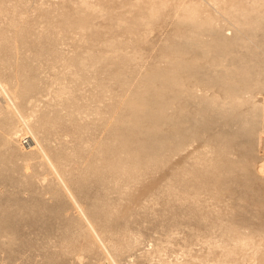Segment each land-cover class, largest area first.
Returning a JSON list of instances; mask_svg holds the SVG:
<instances>
[{
	"label": "bare ground",
	"instance_id": "obj_1",
	"mask_svg": "<svg viewBox=\"0 0 264 264\" xmlns=\"http://www.w3.org/2000/svg\"><path fill=\"white\" fill-rule=\"evenodd\" d=\"M113 3L131 12V21L122 18L124 24L118 17L121 21L112 23L133 40L99 39L93 24L102 8L96 0H76L72 15L61 5L55 15L40 12L36 17L29 0H0V143L17 145L22 134L30 137L27 152L38 155L35 163L41 169L36 167L45 172L39 184L46 182L44 194L52 199L47 205L39 198L42 194L25 199L0 193V247L15 253L25 244L20 229L31 226L47 235L59 233L58 256H70L71 264H119L120 249L137 248L142 227L152 222L160 226L159 235L150 238L153 247L135 253L151 264L153 257L161 258L165 243L176 240L173 231L184 219L204 230L190 226L198 229L192 233L196 240L202 238L210 251H218L215 264H239L240 258L245 264L248 255L251 259L258 254L256 261L264 264V194L255 188L264 172V161L256 164L255 156L256 143L264 138L257 133L264 110L254 96L264 90V0ZM213 5L222 18L227 16L233 34H225L217 16L211 15L206 6ZM109 12L106 21L114 14ZM167 20L174 25V37L169 33L171 42L162 38L166 42L158 46L161 65L143 60L132 73V60L120 53L121 47L131 41L134 47L147 44L148 35L144 41L140 34L145 31H140L153 33L151 28L157 30ZM66 45L72 52H66ZM99 68L107 70L110 85L127 79L129 68L130 75L136 73L143 81L132 85L143 84L145 90L129 85L133 93L127 88L126 95L122 87L130 99L119 104L121 111L119 99L114 100L117 106L111 101L118 95H109L110 85L103 81L105 74L98 75ZM7 71L10 78L5 80ZM85 83L91 88L87 97ZM83 98L86 106L80 102ZM104 104L105 112L97 109ZM27 107L29 114L23 112ZM83 117L91 122L83 123ZM62 123L74 125L80 142L74 153L65 154L73 166L63 170L49 155L53 145L48 135L35 134ZM17 169L20 178L32 177L13 164L8 174L0 169V178L20 182L12 178ZM211 233L220 238L211 241ZM206 234L210 239H204ZM64 256L57 264H68ZM48 264L55 263L50 258Z\"/></svg>",
	"mask_w": 264,
	"mask_h": 264
},
{
	"label": "rangeland",
	"instance_id": "obj_2",
	"mask_svg": "<svg viewBox=\"0 0 264 264\" xmlns=\"http://www.w3.org/2000/svg\"><path fill=\"white\" fill-rule=\"evenodd\" d=\"M75 1L76 0H29V3L31 4V6L34 9L33 16L36 17V15H39L40 12H48V13L49 12L50 13L52 12V14H54L56 12V14H57L58 11H56V8L58 9L59 6H60V8H62V6H63L65 8V10H67L65 12H68V13H70L72 15V13H73V10L72 9H73V7L75 5ZM96 1L98 3L99 2L101 3L100 6L102 8V14H100L101 16L100 15L97 16L94 19V24H93L94 25V28H97V31H99V33H97V31L95 32V33H97L99 39L102 41L103 39L106 40L107 38L110 39L111 37H113L114 39L121 40V41H124L122 39H125L126 38L125 41L127 40V42L129 40H133V38H134L133 36H128L127 34H125V36H124V33L122 31L123 30V27H118V26H115V24H114L115 23V20H120V19L123 20V19H125V21H128L129 20V17L131 18V16H132L131 12L130 13L129 12H126V10H124V9H123L124 10V12H123V10H122L123 6L122 5L120 6L117 3L114 4L113 3L114 0H96ZM120 1H123V0H120ZM124 1H126V0H124ZM109 2H111L112 4L109 3ZM110 6L112 8L113 7L114 8L111 9ZM213 6H215V5H213ZM206 7H208V10L211 13V15H213V16L216 15L217 16L218 19L217 18L216 19L219 20L221 26H223L224 31H225L224 33L225 34L228 33L229 35L233 34V29H231L232 26L230 24V21H226V20H229V19L224 18V16H225L224 14H223V18H222V16H221L222 13L221 14L218 13V8H216L217 6H215L214 8L212 7L215 10L209 9V8H211V6H206ZM70 10H72V12H70ZM107 10H108V12L110 10H112L109 13L114 12V14L112 13L113 16L111 15V17H108L109 20L106 21L105 19L107 17L106 16L104 17V14L107 12ZM211 10L213 12H211ZM122 13H125L126 15L123 14V16L124 15L125 16L124 17H121L122 16ZM128 13L130 15L129 17H128ZM213 13H215V14H213ZM118 17H120V19ZM225 17H227V16H225ZM110 18H112V19H110ZM222 19H224V22L222 21ZM108 21L110 23L114 22V23H112L113 27H110L111 29H108L109 26H111V24H109ZM125 21L123 20L122 22L125 24ZM129 21H131V19ZM130 23L131 24H129V23L127 24V22H126V26L132 25V22H130ZM164 23H163L164 25L161 24L162 26H160V27L158 26L159 28L158 27L157 28L155 27L157 30H155V29L154 30H151L152 29L151 28L150 31H153V33L152 32H149L148 31L149 29H147V32H146V30H141L140 31V32L145 31V32H143V34H140V35H142L144 37V39H145L144 41H146V39H148V38L151 39V40L148 39V41H146V42H148L147 44H143V43H145V42H143V43H141V45L138 46V44H137V45H135L136 47H134L133 44H135V42L133 43L131 41L130 43H128V45L124 44L126 47L124 45H123L124 47L123 46L121 47L122 48V49H120L121 52L118 51V54L121 53L122 55H129L128 56V58L130 57V60L129 61H131V60L133 61L134 60L133 62L131 61V63H133V64H129V66L130 65H133L134 66V68L131 67V66L129 67V68H131L130 70L132 71V73H133V71L135 72L136 69H138L139 66L143 65V63H142L143 60L144 61L146 60L145 61L146 63L149 61V64L150 63H153V64L157 63V64L161 65L160 63H162L161 62L162 59L160 58L161 56H159L160 55L159 53L161 51V48L160 47L164 44V42H166L164 39L162 40V38H165L166 40H168L167 43H170L171 42V39L174 37L173 32L172 33L170 32L171 31V28L174 30V28H173L174 25H172V23H171L170 20H167ZM169 23H171V24L169 25ZM224 23H225V26H224ZM227 23L229 25H226ZM218 25H219V23H218ZM229 26H231V27H229ZM219 27H220V25H219ZM140 29H142V28H140ZM100 30H102L101 31L102 33L100 32ZM166 32H168V33H166ZM149 33L151 35H149ZM228 34H227V36H228ZM145 35L146 36L148 35L147 36L148 38ZM167 35L170 36V37H172V38H170V37L168 38ZM90 36H89V40H90ZM128 38H129V40H128ZM89 40H88V46H89V43H91ZM149 41L150 42L152 41V42L150 43ZM153 41H155V45H154ZM161 41H163V42H161ZM68 42H70V40H68ZM68 42H67V44H68ZM161 43H163V44H161ZM86 44H87V42H86ZM129 44H132L133 46H130ZM148 44H150V45L152 44L153 47L155 46L156 48L154 49V48H152V46H150ZM68 46H70L73 49V46H72L71 43ZM86 46L83 45L84 48L82 50H84ZM149 46H150V51L147 48ZM158 46H160L159 47L160 49L158 48ZM98 47L100 48V46H98ZM65 48H67L66 52H69V51L72 50V49H69V47H67V45H66ZM157 50L159 52L158 53L159 55L156 54V51ZM148 52H149V54H148ZM111 53L109 52V54H111ZM113 54H114V52H113ZM153 54H154V56H152ZM132 55L136 59H131V58H134V57H132ZM157 56H159V58L161 60L160 59L158 60ZM137 57L138 58L139 57H142L140 59V62L137 61V60H139ZM135 60L138 63H136ZM139 63H142V64L139 65ZM135 64L137 66L136 68H135ZM157 64H155V65H157ZM129 68L127 69V71L129 70ZM99 69H98L97 72H99L98 75L100 77H103L105 73L108 74V72H106L107 70L103 71L102 68H99ZM127 71H125V76H127L126 77L127 79H125V77H124L123 80L119 79L120 81H117V82L115 81L116 83L119 82L118 85L115 84L113 82V80H112V82L114 84H111L110 85L109 83L108 84L106 83L107 81L111 80L108 77L109 74H108V76H106L107 74H105V76H104V77H107L108 78V79L107 78H104V79H107V80H104L103 79V81L107 84L106 85L107 88H108V85H110L109 86L110 89L108 88V90L111 91V92H109L110 93L109 94L110 96H112L113 94L119 96V94H121V96H122L121 98L118 97V96H116L117 98H113V100L110 99L112 101V103L114 102V100L119 99L120 102L118 100L116 101L117 103L119 102L118 104L115 103V102L114 103H115V106L118 105L117 107H119V108H117V107L116 108L117 109H120L121 111H123L121 109L123 106L122 105H119V104H123V103H125L128 100L129 97H126V95L128 94L127 92H129V90H130L131 87L133 89H136V90L137 89L140 90L139 88L141 87L142 88L141 89L142 91L145 90V88H144L145 86L142 87L143 84L141 86H138L139 88H137V87L135 88V86L140 85V83L138 84L137 82L139 80L141 81V79L138 78L139 76H137V77L135 76V75H138L136 73H135L134 76L137 78V80L133 76V74L131 73V75L133 77L132 78H129L130 83H128L129 82L128 81V77L129 76L131 77V75L129 74L130 72L128 73ZM102 72H103V75H102ZM91 73L92 72L89 71L88 74H87V76H89ZM126 73H128V74H126ZM2 77L5 80H8L10 78V73L7 71V72L4 73V75ZM132 79L136 83L132 82ZM124 80H126L125 82L128 84L127 87L125 85L126 83L125 82H122ZM104 82H103V85L105 86ZM109 82L111 83V81H109ZM142 82L143 81H141V83ZM119 84H120L121 87L119 86ZM132 84H135V86L132 85ZM124 86L126 88H124ZM83 87H85V88H83L84 89V92H83L84 95L85 96L86 95L88 96L90 94V92H91L90 85L88 87L87 83H85ZM122 87H123V89H125L123 91H126V95L122 91ZM128 87H130V88H128ZM127 88L129 89L128 91L126 90ZM81 89L80 90H77V91H81ZM133 89L130 90L131 93H133L132 92ZM86 90H88V91L86 92ZM120 90H121V93H120ZM122 92L124 93V95H122ZM111 93H113V94H111ZM131 93H129L128 96H130ZM82 95L83 94H80L79 95L80 96L79 98L85 97L84 95L83 96ZM124 96L126 97V99H125ZM254 96L256 97L255 99H256L257 103L260 104L259 106L262 105V108L264 110V90H262V91L258 90L255 93ZM122 98H124V102L121 100ZM106 101L103 102V103H107ZM80 102L84 106L87 105V99L86 98L81 99ZM105 106H106L105 104L104 105H100L97 109H103L104 110V107ZM29 108L27 110H23V112L25 114H29L30 113L29 111L31 110V109L29 110ZM121 111L120 112L118 111L119 112V115H120ZM40 112L42 113V111L36 112V117L34 118L35 120H39L40 119L39 118L40 117L39 114H41ZM104 112H105V110H104ZM84 120H87V119H85V117H83V120L82 121L85 124L91 122L89 118H88L89 122L84 121ZM62 124L61 125L58 124V127L56 126L54 128L49 127V128H46V129H41L40 132L37 131V130H35L33 128L35 131H37L35 134H39L41 136L42 133H45L46 136L48 135L47 137L49 138L50 145L51 144L53 145L52 150H49V155L51 156L52 160L57 164L58 168L61 169V170H63V169H69V168H71L73 166L70 161L66 160L65 154L66 153H69L70 151H73V153H74L76 151L77 147L80 145V142H78V140H77V137L78 136H76L78 134H75L74 129H73V126L74 125H72V127H70L67 124H63V125ZM103 124H106V123H103ZM64 125H66V126H64ZM0 132H1V129H0ZM86 132H87V130L84 133H86ZM96 133H97V131H96ZM257 133H258V137L259 138L261 136H264V115L262 117L261 124L258 125ZM97 135H98V133H97ZM27 136H28L27 134H24V135L22 134L19 137L21 139V140H19L21 144L18 143L17 145H11L10 144L8 146H4V145H1V143H0V169L3 170V173L8 174V173H10L11 166L13 164H16V166L17 165L19 166V168H20L21 171H23V172L24 171L25 172L27 171L26 172L27 175H28V173L31 174V176L33 177V179H32V177H30V175H28L29 176V177H27L28 178V181L25 182L27 178H23V179H22V177L20 178V176H19L20 174H18L19 173V170L17 169V172H15V174H14V176H12V178H15L16 180L17 179H20V182H16V181L10 180L8 178H0V193L14 194V195L20 196V197L25 198V199H28V198H36V197L38 198V195L42 194V195L39 196V198L41 197V199H44L46 201L47 205H49L50 203H52L51 202L52 199H50L51 197H50V194L49 193H47V196H46V194H44V193L47 192V190H46L47 189V186H45L46 185V182L44 183L45 185L44 184H41V185L39 184V183H41V180H42L41 178L44 177L45 172L42 173L43 170L40 171V169H41L40 166H38L35 163V162H37L38 155L36 153L29 154L27 152V145L26 144H27V142H28V140L30 138V137H27ZM83 136L87 139V137H86L87 135L86 134H84ZM258 142H259V145H257V143H256V146L257 147H255L256 164H261L264 161V138L261 137V139H259ZM260 161H261V163H259ZM36 166H38L40 169L38 167H36ZM42 174H43V176H42ZM261 175H262V177H260V176L258 177L260 179L256 183L255 188L258 187L257 189L259 191L261 190L262 191V194H264V177H263L264 176V172ZM40 176H42V177L40 178ZM261 179H262V181H261ZM38 180H40V182ZM44 186L46 188H44ZM48 197H50V198L48 199ZM80 203H81V205L83 207L86 206L85 202H84L85 206H84L83 202H80ZM154 206H156V207H154ZM154 206H153L154 208L158 209L159 206H160V204H158L156 202L154 204ZM262 219L264 220V218H262ZM185 220H186V215H185ZM186 221H184V219H183L182 224L184 226H182V224H180L179 226H181V227H178L177 226L178 229L177 228L174 229L173 233L176 234V237H177L176 240H174V242H171V243H165V250H164L163 254L161 255L162 260H161L160 257H153V259H157V263H155L156 261H153V259H152V261H150L151 264L153 262L155 264H159V263L160 264H215V262H217L216 259H218V255H219L218 251L217 250L216 251L215 250H213V251L211 250L210 251V249H208L207 245H204V243L202 244V240H200L202 238H199L198 240H196L193 237V235H192V233L194 232V229L196 231L198 229L201 230L202 228H199V227H197V225H194V224L191 225V223H189L190 224L189 225V224H187L188 222H186ZM150 224L153 225L152 222H149V223H147V227L145 226L146 224L142 227V231H141L140 236H139V238H140L139 239V242L140 243H138L137 248L135 247V248L132 249V247H131V249H132L131 252L129 251L130 249L127 250L126 248H124V249H126L125 251H124L123 248L120 249L119 254H120V252H121V254L119 255V257H117L119 264H128V263H126V260L129 257L133 260V262L131 260L132 264H150L148 262H145V260L139 259L137 257L135 258V255H136L135 253L140 252V251H144V249H148L149 247L151 248V246L153 247V242H152L153 239H151L152 240L151 241L150 238L152 236H154V235L157 236L160 233V230H159V227L160 226H155V225L150 226ZM187 225L189 227H187ZM148 226H150V227H148ZM190 226L191 227L192 226L193 227L195 226L198 229L197 228H194L193 231H192V228H190ZM175 230H177V231H175ZM53 231H55V230H53ZM201 231L204 232L203 229ZM201 231H200V233H201ZM42 232L40 230L36 229L35 227H31V226H25V227L21 228L20 231H19V233H20V236L22 237V239L25 240V244L21 245L17 249V251L15 253H13V254L12 253L11 254L7 253V251H5V248L0 247V264H48L50 258L53 260V262L55 264H57L58 261H61L63 258H60V257H62L64 255L61 254L62 256L59 257L58 254H60V243H61L62 237L56 231H55L56 233L53 232V234H52V232H50L49 235H47L48 233H44L45 234L44 235ZM188 234H189V237H188ZM209 235L206 234L205 236H207V237L204 238V239H210L209 237H211L210 240L212 241V239L217 240V239L220 238V237L219 238L217 237L218 235L216 233H211L212 236L211 235L209 236ZM141 238H142V240H141ZM193 239L195 240L194 242H192ZM114 241L115 240H112L113 243H114ZM104 242H105V240H104ZM106 245H107V243H106ZM140 246H141V248H140ZM122 250H123V252H122ZM127 251H129V253ZM131 253H133L134 255L131 254ZM248 253H251V252H248ZM248 256L246 257V259H243L244 261L242 260L243 262H245V264L246 263L247 264H250V263L253 264L254 263V260H255V264H256V262H258V261H256V259L258 260L259 254L256 255V258H255V256L254 257L253 256L250 257L251 259H248L249 258ZM64 257H66L68 259V264H71V258H70V256H64ZM158 258H159V260H158ZM252 258H255V259L252 260ZM248 260H250L251 262L248 261ZM246 261H248V262H246ZM85 262L86 261H83L81 264H86ZM240 263H241V258H240L239 264ZM129 264H130V262H129ZM257 264H259V262Z\"/></svg>",
	"mask_w": 264,
	"mask_h": 264
}]
</instances>
